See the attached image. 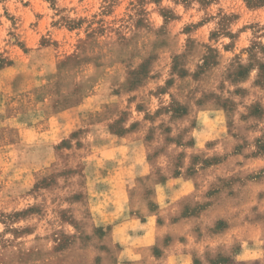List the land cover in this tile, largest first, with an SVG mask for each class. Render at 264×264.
Segmentation results:
<instances>
[{
    "label": "rangeland",
    "instance_id": "374dc122",
    "mask_svg": "<svg viewBox=\"0 0 264 264\" xmlns=\"http://www.w3.org/2000/svg\"><path fill=\"white\" fill-rule=\"evenodd\" d=\"M0 264H264V0H0Z\"/></svg>",
    "mask_w": 264,
    "mask_h": 264
},
{
    "label": "crops",
    "instance_id": "0c3cea01",
    "mask_svg": "<svg viewBox=\"0 0 264 264\" xmlns=\"http://www.w3.org/2000/svg\"><path fill=\"white\" fill-rule=\"evenodd\" d=\"M168 185V184H167ZM161 188V190H162V192L164 193V190H166V187H164V186H160ZM191 188H190V182L189 181H182V183H181V186H178L177 188H176V190L174 191V196H176V197H180L181 195H183L185 192H187L188 190H190Z\"/></svg>",
    "mask_w": 264,
    "mask_h": 264
}]
</instances>
